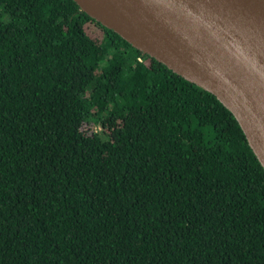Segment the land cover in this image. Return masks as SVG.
<instances>
[{"label": "trees", "instance_id": "trees-1", "mask_svg": "<svg viewBox=\"0 0 264 264\" xmlns=\"http://www.w3.org/2000/svg\"><path fill=\"white\" fill-rule=\"evenodd\" d=\"M0 264H264V170L73 0H0Z\"/></svg>", "mask_w": 264, "mask_h": 264}, {"label": "water", "instance_id": "water-1", "mask_svg": "<svg viewBox=\"0 0 264 264\" xmlns=\"http://www.w3.org/2000/svg\"><path fill=\"white\" fill-rule=\"evenodd\" d=\"M100 25L211 93L264 170V0H73Z\"/></svg>", "mask_w": 264, "mask_h": 264}]
</instances>
